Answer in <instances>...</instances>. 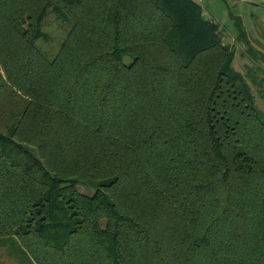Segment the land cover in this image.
I'll list each match as a JSON object with an SVG mask.
<instances>
[{"label": "trees", "instance_id": "obj_1", "mask_svg": "<svg viewBox=\"0 0 264 264\" xmlns=\"http://www.w3.org/2000/svg\"><path fill=\"white\" fill-rule=\"evenodd\" d=\"M234 59L197 0H0V244L264 264V112Z\"/></svg>", "mask_w": 264, "mask_h": 264}, {"label": "rangeland", "instance_id": "obj_2", "mask_svg": "<svg viewBox=\"0 0 264 264\" xmlns=\"http://www.w3.org/2000/svg\"><path fill=\"white\" fill-rule=\"evenodd\" d=\"M204 16L220 24L223 43L235 51L233 67L247 74L256 97L257 106L264 112V0H197ZM241 23V25H240ZM246 30L253 51L238 41L239 25ZM83 193L93 189L80 185ZM105 223V222H103ZM0 264H33L14 241L0 244Z\"/></svg>", "mask_w": 264, "mask_h": 264}, {"label": "built area", "instance_id": "obj_3", "mask_svg": "<svg viewBox=\"0 0 264 264\" xmlns=\"http://www.w3.org/2000/svg\"><path fill=\"white\" fill-rule=\"evenodd\" d=\"M200 1H203V0H200Z\"/></svg>", "mask_w": 264, "mask_h": 264}]
</instances>
